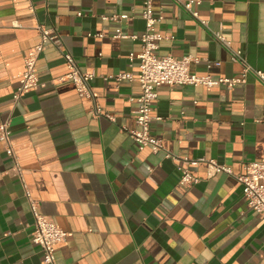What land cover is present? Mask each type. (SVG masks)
I'll list each match as a JSON object with an SVG mask.
<instances>
[{
    "label": "crops",
    "instance_id": "0c3cea01",
    "mask_svg": "<svg viewBox=\"0 0 264 264\" xmlns=\"http://www.w3.org/2000/svg\"><path fill=\"white\" fill-rule=\"evenodd\" d=\"M152 6L163 14L156 53L199 58L189 65L199 75L239 76L241 65L214 37L219 31L264 72V0H192L190 11L205 24L173 0ZM141 10V0H0V120L10 116L22 175L0 141V264H42L24 185L37 210L66 232L54 247L57 264H264V218L247 207L235 177L245 162L264 159V83L250 73L232 88H157L150 133L199 177L180 184L177 159L138 149L128 134L138 81L114 78L139 73L140 41L130 36L145 29ZM114 14L127 18H106ZM39 25L55 30L61 47L45 44L36 62L42 85L13 102ZM64 51L94 73L98 117L92 98L57 80L67 71ZM202 157L232 174L206 177L204 162L181 161Z\"/></svg>",
    "mask_w": 264,
    "mask_h": 264
},
{
    "label": "built area",
    "instance_id": "2783aa9c",
    "mask_svg": "<svg viewBox=\"0 0 264 264\" xmlns=\"http://www.w3.org/2000/svg\"><path fill=\"white\" fill-rule=\"evenodd\" d=\"M31 1V0H28ZM183 8L190 11V3L192 0H173ZM142 10L141 17L145 23V29L140 35H131L132 38H138L140 41V51L135 55L138 60L139 73L137 77H133L129 73H118L115 75L116 80L129 79L137 80L139 83L140 93L136 97L137 107L135 110V125L133 129H129L130 138L136 143L138 149L148 146L151 151H163L167 158L177 159V169L180 172L179 183L190 186L199 181V177L193 175L187 167L181 165L179 158L175 157L162 146L161 138L152 136L150 133V121L153 118L151 114L152 103L157 98V88L160 85L174 84H191L202 85L206 90L211 89L214 85H222L226 88H232L237 83H244L248 74H253L264 83V72L251 67L245 60L242 49H233L231 43L219 31L214 32V37L222 43L230 53L231 60L241 65L239 76L235 77H212L209 74L199 75L191 72L189 65L192 61H198L199 58L189 54L181 57H175L170 54L160 55L155 52L158 48L159 41L163 38L161 33L155 29V24L163 19V14L154 12L152 0H141ZM191 16L198 19L195 11H190ZM77 14L80 15L78 12ZM119 21L121 18H127L126 14H114L106 17ZM201 24H205L204 20L198 19ZM39 40L30 46L23 56V70L18 75V84L12 95L13 102L25 92L34 90L42 85L36 74V62L39 55L44 50L46 43H52L58 50L61 47V40L58 33L52 28L37 26ZM99 35V34H98ZM115 36L124 37L119 30ZM67 71L57 80H69L79 95L92 98V108L90 114L98 117L102 111L94 102L91 90L90 80L94 77V73L82 71L69 52L62 53ZM131 56V55H130ZM218 64L219 62H214ZM209 63L207 64V66ZM10 116L0 120V141L4 142L5 151L13 160L20 179L22 180L21 169L17 164V154L13 148L11 141ZM183 164L197 165L200 161L206 164V177L223 172L232 174L230 167L218 163L211 158L181 159ZM242 184V193L244 201L248 208L255 211L260 217L264 218V159L245 162L242 166V172L235 176ZM24 185V183H23ZM24 195L29 201L30 210L33 217L32 230L29 234L30 240L39 246L41 251L42 264H57L54 251L55 244L61 242L66 236V232L61 229L51 217L40 213L37 210V202L30 195V190L24 185Z\"/></svg>",
    "mask_w": 264,
    "mask_h": 264
}]
</instances>
